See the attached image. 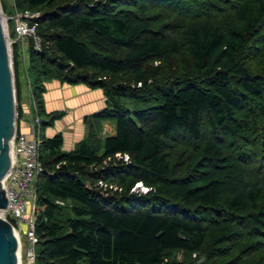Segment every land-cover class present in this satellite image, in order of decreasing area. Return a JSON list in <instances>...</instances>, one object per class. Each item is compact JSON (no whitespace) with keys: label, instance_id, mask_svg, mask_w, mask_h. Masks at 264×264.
Wrapping results in <instances>:
<instances>
[{"label":"trees","instance_id":"obj_1","mask_svg":"<svg viewBox=\"0 0 264 264\" xmlns=\"http://www.w3.org/2000/svg\"><path fill=\"white\" fill-rule=\"evenodd\" d=\"M0 4L39 12L26 73L40 133L62 116L44 111L48 79L108 104L70 151L40 135L33 264H264V0Z\"/></svg>","mask_w":264,"mask_h":264},{"label":"built area","instance_id":"obj_2","mask_svg":"<svg viewBox=\"0 0 264 264\" xmlns=\"http://www.w3.org/2000/svg\"><path fill=\"white\" fill-rule=\"evenodd\" d=\"M38 16L39 12L18 9L13 6L11 15H5L7 27L9 19L13 22L14 36L10 38L11 44L19 38L22 41V47H24V41L32 36L36 47H38L39 40L30 25V21ZM34 110L37 111L36 107H34ZM39 142L40 139L34 126H31L28 136L18 130L16 123V130L10 144L11 168L1 181V185L5 190L7 206L0 211V215L13 225L14 232L19 240L20 264L23 260L22 256L26 257V264H33L35 245L38 241L35 233V221L38 214L35 210L34 182L42 170L38 155Z\"/></svg>","mask_w":264,"mask_h":264},{"label":"crops","instance_id":"obj_3","mask_svg":"<svg viewBox=\"0 0 264 264\" xmlns=\"http://www.w3.org/2000/svg\"><path fill=\"white\" fill-rule=\"evenodd\" d=\"M24 78L25 76L23 77L20 70L21 112L17 127L21 133L29 136L31 126H34L33 119H31L33 118L34 107ZM107 106L106 97L101 88H92L85 83L71 84L50 79L45 83L43 108L46 113L61 112L62 116L43 129L46 134L44 136L52 137L60 133L63 137L62 150L70 151L85 136L86 118ZM114 131L115 124L113 121L107 120L103 123L102 133L111 135Z\"/></svg>","mask_w":264,"mask_h":264},{"label":"water","instance_id":"obj_4","mask_svg":"<svg viewBox=\"0 0 264 264\" xmlns=\"http://www.w3.org/2000/svg\"><path fill=\"white\" fill-rule=\"evenodd\" d=\"M11 39L0 4V211L7 206L1 181L11 168V140L16 130ZM0 264H19V240L11 222L0 215Z\"/></svg>","mask_w":264,"mask_h":264},{"label":"rangeland","instance_id":"obj_5","mask_svg":"<svg viewBox=\"0 0 264 264\" xmlns=\"http://www.w3.org/2000/svg\"><path fill=\"white\" fill-rule=\"evenodd\" d=\"M5 1H6L7 6L10 7L11 1L10 0H5ZM10 23L12 25V23H13L12 20H11ZM8 31H9V29H8ZM10 38H13V36L10 35ZM16 41L19 43V45L21 47V49H20V54H21L20 55V58H21L20 68L21 67L22 68L20 70L23 73V77L25 76L24 80H25L26 86L28 88V91H30V95H31V98H32V106L33 107H36V110H37V105L35 104V101L33 99V96H32L31 90H30L31 89V85L29 83V82H31L32 86L35 87V85L37 84L36 83L37 82V77L35 76V74L32 71H29L28 72V76H27V73H26V71H27L26 70L27 69V63H26L27 53H26V48H27L28 39L26 41H24V43H25L23 45L24 47H22V41H21V39L17 38L15 40V42ZM11 48H13V44H11ZM11 51H12V54H13V49ZM13 73H14V69H13ZM13 75H14V89H15V103H16L15 104V112H16L15 118H16V123H17L18 122V117H19L18 110H19V105H20V101H21V94H19V97H17V94H16V90L17 89H16V82H15V73ZM48 80H50V79H48ZM48 80H46L45 83ZM31 119H33V122L32 123H33V125L35 127V132L38 133V136H39V139H40V137H41L40 135H46L45 134V130H43V128H41V133H40V125H39L40 124V121L42 122L43 120H45V114H43V112H39V114H38L37 111L33 110V118H31ZM105 135H108V134H106L105 132H103L101 136L104 137ZM137 190L146 191L147 189L145 187H143L141 184H139L134 189V191H137ZM23 242H24V240H23ZM25 258H26L25 256H22V259L23 260H22L21 264H26V259Z\"/></svg>","mask_w":264,"mask_h":264},{"label":"bare ground","instance_id":"obj_6","mask_svg":"<svg viewBox=\"0 0 264 264\" xmlns=\"http://www.w3.org/2000/svg\"><path fill=\"white\" fill-rule=\"evenodd\" d=\"M20 264V263H19Z\"/></svg>","mask_w":264,"mask_h":264}]
</instances>
